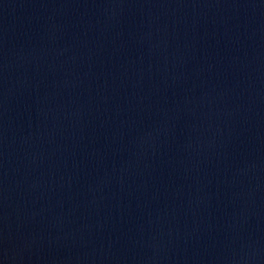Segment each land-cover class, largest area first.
I'll return each mask as SVG.
<instances>
[{
	"label": "water",
	"instance_id": "obj_1",
	"mask_svg": "<svg viewBox=\"0 0 264 264\" xmlns=\"http://www.w3.org/2000/svg\"><path fill=\"white\" fill-rule=\"evenodd\" d=\"M0 264H264V0H0Z\"/></svg>",
	"mask_w": 264,
	"mask_h": 264
}]
</instances>
